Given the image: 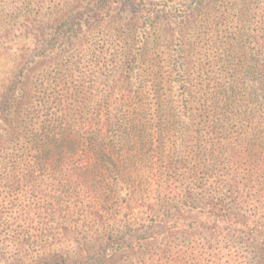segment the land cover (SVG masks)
I'll return each instance as SVG.
<instances>
[{
  "label": "trees",
  "instance_id": "trees-1",
  "mask_svg": "<svg viewBox=\"0 0 264 264\" xmlns=\"http://www.w3.org/2000/svg\"><path fill=\"white\" fill-rule=\"evenodd\" d=\"M219 1L178 10L163 54L151 0L54 7L0 85V193H55L35 211L55 223L49 245L20 264H264V11L255 33L221 29L238 6ZM199 24L209 34L189 39ZM233 33L255 66L220 39ZM203 42L228 62L219 76L192 60Z\"/></svg>",
  "mask_w": 264,
  "mask_h": 264
},
{
  "label": "rangeland",
  "instance_id": "rangeland-1",
  "mask_svg": "<svg viewBox=\"0 0 264 264\" xmlns=\"http://www.w3.org/2000/svg\"><path fill=\"white\" fill-rule=\"evenodd\" d=\"M31 0H0V85H4L13 77L15 67L26 52L35 53V35L43 31L48 33L52 31L51 19L55 17L54 7L63 9L65 0H40L38 4L30 10L28 6ZM156 9H165L167 19H162L160 30L157 32L161 54L167 52L168 47L176 49L180 44L178 40V31L180 29L181 15L178 10L182 9L189 0H151ZM236 4L238 8L230 12L228 21H214L221 29L241 28L242 31H256L261 14L264 11V0H220L222 4ZM260 7V8H259ZM243 10L244 17L239 19L240 11ZM239 19V20H238ZM108 21L110 19L108 18ZM213 24L212 27H215ZM210 26L202 27L201 24L189 31V39L197 40L199 37H207ZM209 34V33H208ZM218 34V33H216ZM230 38L232 42H239L240 49L247 53L246 67L250 68L257 64L258 51L253 40L237 36L236 33L224 37L221 34L220 39ZM243 39V38H242ZM263 41L260 35L259 39ZM197 49L193 51L192 60L195 62H207L210 65L211 73L218 71L227 61H220L217 56L214 57L215 50L211 43L203 42L196 44ZM200 51V52H199ZM202 51H209L212 55L210 59L202 58ZM212 51L214 53H212ZM200 54H199V53ZM260 63H264V52L260 53ZM234 64V61H231ZM230 64V62H229ZM237 64V61H236ZM257 81L252 80L249 85H255ZM258 83V82H257ZM2 91L0 88V106ZM264 116V108L261 112ZM264 140V134H262ZM264 147V142L262 145ZM55 193H0V264H20L33 260L44 252V247L49 245V229L55 226V223L46 215L39 217L35 211L46 210L49 202L46 196ZM31 213L30 218L25 213ZM46 229V231H43ZM40 230V231H39ZM39 231V232H38ZM43 231V232H41ZM68 245V241H67ZM264 257V250H263ZM264 261V258H263Z\"/></svg>",
  "mask_w": 264,
  "mask_h": 264
}]
</instances>
